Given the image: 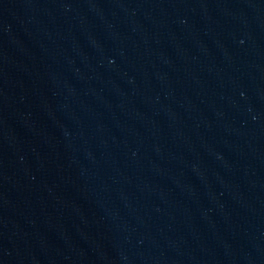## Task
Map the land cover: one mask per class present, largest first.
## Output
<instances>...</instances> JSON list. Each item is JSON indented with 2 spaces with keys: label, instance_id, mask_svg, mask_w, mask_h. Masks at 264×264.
<instances>
[{
  "label": "water",
  "instance_id": "95a60500",
  "mask_svg": "<svg viewBox=\"0 0 264 264\" xmlns=\"http://www.w3.org/2000/svg\"><path fill=\"white\" fill-rule=\"evenodd\" d=\"M0 264H264V0H0Z\"/></svg>",
  "mask_w": 264,
  "mask_h": 264
}]
</instances>
